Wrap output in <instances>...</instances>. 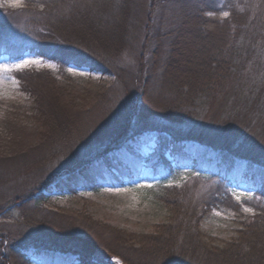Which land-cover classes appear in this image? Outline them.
Returning a JSON list of instances; mask_svg holds the SVG:
<instances>
[{
    "label": "trees",
    "instance_id": "obj_1",
    "mask_svg": "<svg viewBox=\"0 0 264 264\" xmlns=\"http://www.w3.org/2000/svg\"><path fill=\"white\" fill-rule=\"evenodd\" d=\"M90 1L84 0L65 14L70 29L63 31L61 42H47L49 36L62 33L55 20L64 16L54 12L51 0H27L23 8H43L46 21L39 27L28 21L24 28L33 41L4 49L12 57L28 51L55 61L57 73L68 76L66 82L71 67H85L115 78L124 87L129 78L125 57L137 58L138 68L131 77L135 83L127 87H133L130 100L135 98V104L130 102V116L106 127L102 140L94 132V136L80 137L74 147L63 148L71 125L62 122H52L55 126L49 133L22 135L24 147L17 154L37 161L39 173L28 170V182L32 178L36 182L29 198L25 200L23 192L15 195L16 201L4 198L1 202L5 213L21 204L31 206L19 218L23 215L34 230L15 232L8 230L5 222L0 228L5 241L11 242L10 250L17 253V261L100 264L94 259L100 251L117 257L122 264H264V165L262 168L253 160L235 158L224 149L202 143L173 122L174 118L193 122L196 113L192 111L229 79L232 70L250 65L260 73L264 68V0H117L109 4L105 18L89 14L88 5L96 0ZM8 11L3 17L0 10V46H6L9 32L15 30L13 12ZM220 31L228 34L227 41L220 39ZM50 74L49 70L15 72L27 97L21 105L28 111H44L29 83ZM100 94L99 101H108ZM101 102L87 112L104 113L105 102ZM11 103L0 98L2 140L8 124L5 115L13 111ZM149 140L156 143L153 151L139 153L137 146ZM167 151L172 159L164 157ZM134 152L156 173L157 179L148 185L133 183L143 167L142 162L131 159ZM182 173L188 178L195 176L190 181L178 179ZM240 179L249 181L254 189L251 195L236 199L231 184ZM206 180L213 184L201 194L200 186ZM187 182L197 198H179ZM122 190L136 192L155 206L159 221L148 223L147 230L107 223L95 206L116 201ZM61 200L66 202L59 204ZM55 214L80 218L86 226L47 228L52 224L48 218ZM91 226H114L115 238L100 243L87 234L86 228Z\"/></svg>",
    "mask_w": 264,
    "mask_h": 264
},
{
    "label": "rangeland",
    "instance_id": "obj_2",
    "mask_svg": "<svg viewBox=\"0 0 264 264\" xmlns=\"http://www.w3.org/2000/svg\"><path fill=\"white\" fill-rule=\"evenodd\" d=\"M26 1L27 0H19V2H17V0H0V10L2 11L3 17L5 14L8 16V9L13 12V25L15 29L10 31L6 38L8 42L6 44L7 47L0 46V98L9 99L12 101L11 105L13 106V111L11 109L9 113L7 112L4 118L8 123L6 136L3 140L0 136V204L1 202L3 204L4 198H9V200L12 199V202L16 201V196L21 195L23 192L25 193L22 195L26 200L35 190L36 182H34V179L32 178L31 183L28 182L30 179L29 175L31 174L28 170L30 169L31 171V169H33L36 173H39V170L36 169V166L39 164H37V161L27 159L25 155L17 154L18 151L24 147L25 140L23 139L25 137L22 136L23 134L28 133L32 135V133L35 132L43 134L49 133L53 130V126H55L53 123L57 124L62 122L63 125H67L68 123L71 125L70 132L63 138V145H61L63 148L67 149V147H74L80 137L89 135L94 136V132H96L97 135H95L97 137L101 135L98 139L102 140L103 134L106 133V127L114 121H121L127 118L128 112H131L130 102L136 100L135 98L130 100V92L133 87H127L135 83L133 79L131 80V77H134L132 72L134 70L136 71L138 68L135 62L137 58L129 59L125 57V63L128 65L129 70L126 77L129 78H127L124 87V83L118 82L115 78L104 74L101 75L99 72L90 71L85 67H71V72L69 73V75H71L69 78L70 81L66 82L65 80L68 76H61L57 73L58 65L55 61L43 59L28 51L17 57L10 56L8 51H5L4 48L10 49L11 47L22 46L33 41L32 35L28 34L24 28L28 21H32L37 27H39V23L46 21V18L42 14L43 8H37L38 6L34 5L32 8L25 10L23 4H25ZM51 1L54 3L52 4V8L55 9L54 12H59V16L64 17H59L61 19L60 21L55 20L56 25L59 23L57 25V30H60L62 33L49 36L47 42H51L54 39L61 42L63 31L67 28L70 29V27L67 26L68 24L64 21L65 14L69 12L70 8H79L84 0H69L68 2H66L67 0ZM116 1L117 0H96L92 5H88L91 9L89 14L94 17L99 15L105 18L104 16L107 15L109 4L112 3L113 5V2ZM89 2L91 1L89 0ZM57 17L58 16H54L53 18L57 19ZM48 21L52 22L53 19H49ZM34 24L33 26H35ZM221 32L222 31L218 32L220 39H223L224 42L227 41L228 34H221ZM239 39L241 38H238V40ZM99 44L100 42H94V45L98 46ZM252 51L253 50L250 51V54ZM256 51H258V49ZM120 58L123 59L124 55L122 54ZM141 62H139V65ZM133 63H135V66ZM263 69L260 73H257L254 68H250V65L247 67L243 65L242 68L240 67L239 69L232 70L229 79L223 83V85L220 84L221 87H218L217 91H213L210 95L208 94L207 100L201 104V106L197 107L196 110L192 111L196 113V119L193 122L187 119H179L177 121L176 118H174L175 120H173V122L175 124L178 122L180 128L183 127L185 132L188 130L189 135H192L202 143L224 149L235 158L253 160L254 163L263 168ZM21 70L51 71L52 74L46 79L41 80V78H34V81H32L34 83H29L35 91L39 105L45 107L43 112L37 111L33 113L21 105V103L24 105L26 104L25 100L27 98L20 88L21 82L15 75V72H20ZM122 78H124V76ZM100 93H102L104 97L107 96L106 99H108V101H99L97 95H101ZM100 102H105L103 106L104 113L97 112L91 115L89 114L90 112H87L89 108ZM132 104H135L134 101ZM97 106L98 104H96V107ZM148 108L150 109V107ZM149 111L151 112L152 110L150 109ZM49 112L53 115H48ZM181 121L184 123L182 124ZM126 123L129 122L126 120ZM74 126L77 127L72 128ZM6 140L10 143L4 142ZM155 145L156 143L154 140H149L147 143H142L137 146V151L142 154L148 153L153 151ZM3 146H6V149ZM130 157L131 159H137L138 162H142L135 152L131 153ZM164 157L172 159L168 151L165 152ZM126 161L127 159H125V162ZM44 162L47 163V160H44ZM149 163L151 162L149 161ZM152 163H155V161L153 160ZM111 166L114 167L113 165ZM194 176L193 174L188 178L185 173H182L177 176V178L190 181ZM155 179H157L156 173H154L151 164L147 163L143 164L142 171L138 176L134 177L133 183L148 185ZM177 181L178 180H176L175 183ZM24 183L30 185L26 186ZM189 183L186 189L180 190L179 198L183 200H187L191 197L197 198L194 196L195 192L192 188V184ZM208 184L212 185L213 181H203L199 190L201 194L210 186ZM252 184L256 185L254 182H252ZM20 185H24L23 190ZM231 185L235 191L236 199H241L247 194L251 195L254 189L249 181L242 179L236 180V182ZM86 196L88 195L84 197ZM65 202L66 200H61L60 203H58L61 204ZM2 204L0 206V228L2 223L5 222L9 225L8 230L14 229L15 232L34 230L35 227L27 225L28 222L24 219L26 213H23V211L26 212L31 206L21 204L18 205L15 210L5 213ZM77 205L80 206V203H77ZM19 208H23L22 211H20ZM95 208H97L100 217L105 218L107 223L114 226L128 227L134 230H147L148 223H155L160 219L159 211L155 206L143 200L138 193L130 190H122L118 193L116 201L105 203V205L102 206L97 205ZM21 213L24 215H22L23 218H19ZM48 221L49 224H52L46 227L51 229L55 227L60 230H65L67 226L69 228H82V226H86L80 218H75L73 216L72 218L59 215L56 217L55 214L49 217ZM53 224L55 226H53ZM179 225H181V223H179ZM114 226L112 227L114 228ZM113 228L108 226H91L86 229L90 238L93 235L102 243L109 242L110 240L111 242L113 241V238H115L113 237ZM10 244L11 242H6L3 234H0V264H19V261H17L18 258L16 257L17 253L10 250ZM94 259L100 264H122L117 257L109 256V254L106 255V253L104 254V252L100 251L94 254ZM32 260L37 263L39 262V260L36 259Z\"/></svg>",
    "mask_w": 264,
    "mask_h": 264
},
{
    "label": "snow or ice",
    "instance_id": "obj_3",
    "mask_svg": "<svg viewBox=\"0 0 264 264\" xmlns=\"http://www.w3.org/2000/svg\"><path fill=\"white\" fill-rule=\"evenodd\" d=\"M17 2H19V0H17ZM225 15H227V13H225ZM25 63H27V62H25ZM245 211L251 212L252 210L251 209H245Z\"/></svg>",
    "mask_w": 264,
    "mask_h": 264
}]
</instances>
